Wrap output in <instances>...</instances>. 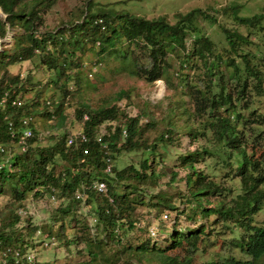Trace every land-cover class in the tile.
<instances>
[{
  "label": "trees",
  "instance_id": "trees-1",
  "mask_svg": "<svg viewBox=\"0 0 264 264\" xmlns=\"http://www.w3.org/2000/svg\"><path fill=\"white\" fill-rule=\"evenodd\" d=\"M54 1L0 0V11L6 14L2 18L0 13V38L14 31L11 44L4 39L0 42V192L9 185L11 194V200L0 208V264H264V224L254 220L264 208V147H258L255 141L263 132L257 131L254 140L250 139L245 123L264 124V55L260 46L264 45V5L259 13L237 18L260 35L259 39L263 35L259 41L250 38V32L220 25L225 43L218 47L200 33L192 12L170 22L163 15L92 10L91 0L69 9L73 19L43 30L42 26H47L44 11ZM139 41L151 60L149 66L137 71L128 50L129 42ZM168 52L178 60L179 74L187 67L194 68L193 76L181 79L190 106L179 97L174 105H166L160 116L162 130L152 140L144 130L154 127L158 118L144 109L135 114L128 112L119 101L129 98L132 89L121 88L107 105L79 101L70 123L79 120L88 140L67 145L66 138L74 131L64 127L68 119L63 112L64 100L53 99L54 105L48 109L49 100L40 107L30 98L24 100V93L32 88L29 75L23 77L10 69L18 62L38 57L58 75L57 79L64 76L58 85L65 99L72 92L66 81L72 78V72L73 76L78 71L83 73V58L90 54L96 57L95 65L105 55L113 54L122 63L128 61L126 66L136 69L147 82L163 78L169 87ZM75 78L78 83L79 76ZM57 79L53 81L57 83ZM84 83L91 82L86 79ZM42 108V114L54 118V122L46 124L50 129L39 136L33 114ZM7 116L13 121L11 127ZM26 116L33 118L27 124L33 134L21 150L18 140ZM192 118L198 124L191 123ZM105 122L106 126L100 128ZM177 129L185 130L192 138L205 139L192 149L174 154L179 158L176 165L185 169L180 179L186 190L168 188L179 177L175 168L166 186L159 183V178L167 175L159 165H164L165 147ZM98 134L107 148L96 140ZM6 145L16 152L5 154L1 147ZM140 147L142 159L138 165L120 167L114 163L122 149ZM202 161L204 166H197ZM109 162L108 172L105 167ZM94 178L104 179L107 190L90 189L88 185ZM76 188L82 192L81 197H75ZM39 190L60 195L65 203L35 223L24 214L25 198L27 192ZM176 196L191 207L189 211L181 210L186 219L198 224L184 231L175 228L167 243L159 246L153 241L156 230L145 222L140 208L158 213L176 210ZM73 208L80 215L68 217ZM226 233L232 234L234 245L247 257H220L215 253L202 259V252L215 245L218 235ZM46 238L48 243L61 242L64 252L54 254L50 260L30 261L28 251Z\"/></svg>",
  "mask_w": 264,
  "mask_h": 264
},
{
  "label": "rangeland",
  "instance_id": "rangeland-1",
  "mask_svg": "<svg viewBox=\"0 0 264 264\" xmlns=\"http://www.w3.org/2000/svg\"><path fill=\"white\" fill-rule=\"evenodd\" d=\"M84 0H56L51 6L47 7L44 11L43 17L47 26H42V29L55 28L57 25L66 23L67 19H73L74 16L69 14V9L77 6L80 2ZM86 3V1H85ZM264 5V0H91L90 7L92 10H112L113 12H122L129 14H139L146 17H154L158 15L166 16L170 22L177 21L182 14L189 12L193 13V21L197 22L198 28L201 34L209 36L213 42L218 46H222L225 43L224 33L220 27L226 26L229 28H236L242 33H249V37L259 41V36L255 35L252 28L239 23L237 18L252 16L259 13ZM2 13V11H0ZM191 13V14H192ZM209 17L207 16V14ZM213 16V18H211ZM19 33L22 30L18 29ZM13 30L7 31L6 36L3 38L5 42L12 43ZM261 34V32H260ZM193 37V35H192ZM1 39V38H0ZM261 46L262 55H264V45ZM1 49V43H0ZM128 55L132 56L135 61L134 67L139 70L140 67L150 65V57L147 54V49L143 45L142 41L139 42H129ZM87 55H85L86 57ZM99 61L97 65L93 62L96 57L91 54L86 58L85 67L83 73L78 71L76 76H79L80 81L76 82V76L71 74L72 78L66 81V85L71 93L62 98L61 88L58 83L64 81V76H59L52 70L47 68L44 63H41L38 57H32L31 59H26L18 62L11 66L13 72H20V75L25 77L29 75L30 78L28 83L32 88L26 90L24 93L25 98H30L37 102L36 106H42V102L47 100L50 103L43 104L46 109L51 108L54 103L53 99H63L64 100V114L68 116L67 122L65 124L66 129L71 131H80L81 124L79 120H75L70 123V120L74 117V108L81 100L90 102L93 106H103L110 104L114 101V97L119 89L124 88L130 90V97H123L120 99L119 104L128 110L131 114H135L138 109H144L148 111L152 116L158 118L156 125L154 127H148L144 130L145 135H147L148 140H152L155 134L160 130L164 124L163 120L160 119L161 112L166 105H174L175 100L179 97L185 100L189 105V100L187 95L183 92L185 88L181 85V79L188 75L193 76L194 68H186L185 71L179 74L178 60L174 59L171 53H167L168 59L171 61V67L169 69V87L166 86V82L163 78H159L155 83H149L141 75L136 73V69H132L126 66L128 61L123 63L114 57L113 54ZM78 70V68H76ZM177 72V73H176ZM187 72V73H185ZM196 77V75H195ZM57 79V83L53 81ZM89 79L90 84L84 83V80ZM94 81V82H92ZM41 88V90H38ZM168 96V97H166ZM161 99L160 103L153 104L152 102ZM150 101V103L148 102ZM263 103V102H262ZM121 106V107H122ZM190 106V105H189ZM264 104L261 105L263 108ZM45 108L42 110L34 111L33 116L35 117L36 123L38 124L39 136L45 133L47 129H50L46 124L54 122V118L51 119L47 115H43ZM40 111V112H37ZM175 118V116H174ZM112 121V120H109ZM143 121V126L144 122ZM179 122V121H178ZM191 123L198 124L194 118L191 119ZM248 125V130L250 139L256 137L257 131H262L263 135L259 139L255 140L258 147H264V124L257 125L256 123L245 122ZM106 122L101 125L100 128L106 126ZM251 124V125H250ZM144 128V127H143ZM162 130V129H161ZM255 130V133H252ZM202 137L192 138L185 130L177 129L174 132L173 139L168 142L166 148L167 154L165 156L164 165H159V168L166 171L167 175L161 176L159 178L160 186H166V181L170 177L171 169L175 168L178 170L177 181L172 183L168 188L172 189L174 187L186 190L184 181L180 179V176H184L185 169L178 167V156L175 153L184 152L187 149H192L195 146L205 142ZM254 142V141H253ZM16 152L15 148H12L7 155ZM142 159V148L133 149H122L119 151L115 158L114 163L118 166H125L128 164L138 165L139 161ZM213 164L215 161L210 160ZM197 166H204V162H199ZM11 200L10 187L9 185L3 186V191L0 192V208L4 207L6 203ZM174 202L177 204L176 210L164 209L161 212L151 211L147 212L144 207L140 209L143 210L146 217V223L149 227H154L156 234L153 235V241L159 246H163L167 243L172 231L175 228L181 230H186L187 227L196 226L198 223H193L192 220L186 219V214L182 213L181 210L189 211L191 207L185 205V202L181 201L177 196L174 197ZM65 201L60 195L58 197L53 194H49L46 191H29L26 193L25 205L26 213H22L31 216V221L39 223L45 220L51 209L64 204ZM166 213V215H164ZM72 215L79 216L80 213L76 209H72L68 213V217ZM254 220L258 224H264V208L258 211L254 215ZM232 234L226 233L225 235H218L216 243L214 246L207 247L204 252H202V259L208 256H213L218 253L220 257L235 256L237 258L247 257L240 248L234 245L232 241ZM36 242V240H34ZM61 242L55 240L54 243H48V239L43 241H38L35 243L34 248L28 251V259L32 262L36 261H46L53 259L55 255H61L64 252V247ZM18 251V250H16ZM55 254V255H54ZM19 258V256H17Z\"/></svg>",
  "mask_w": 264,
  "mask_h": 264
},
{
  "label": "built area",
  "instance_id": "built-area-1",
  "mask_svg": "<svg viewBox=\"0 0 264 264\" xmlns=\"http://www.w3.org/2000/svg\"><path fill=\"white\" fill-rule=\"evenodd\" d=\"M3 40V39H2ZM13 103H17V104H20L21 101L20 100H13ZM7 119H10L8 121V124L9 126H13V121L11 118H9L7 116ZM32 116H26L24 117V119H22V122L26 125L24 126L23 130H22V136L19 138L18 140V144L20 145V149L21 150H24L25 147L27 146V138L30 137L33 132H32V129L30 126H27V124H29L31 121H32ZM123 133L125 134V130H123ZM88 140V136L85 132H83L82 130L80 131H76V132H72L70 133L67 138H66V143L67 145H76L79 141H87ZM96 140H98L100 143H101V146L103 148H107V143L102 139V136L101 134H98L96 136ZM1 150L2 151H5V154H8V152L10 150H12V147L10 145H6V146H2L1 147ZM86 151V150H85ZM108 160H110V158L108 157ZM1 163H0V167H1ZM105 170L106 171H111V162H109L106 167H105ZM88 187L90 189H93L97 192H104L107 190V183L104 179H97V178H94L93 180L90 181ZM74 194H75V197H81L83 194L82 192L80 191L79 188H76L75 191H74ZM109 200L110 201H113V198L112 197H109ZM151 232L154 233V230L151 228ZM15 255L16 256H20V252L19 251H15ZM29 256V255H28ZM31 257V256H29Z\"/></svg>",
  "mask_w": 264,
  "mask_h": 264
},
{
  "label": "water",
  "instance_id": "water-1",
  "mask_svg": "<svg viewBox=\"0 0 264 264\" xmlns=\"http://www.w3.org/2000/svg\"><path fill=\"white\" fill-rule=\"evenodd\" d=\"M2 18H5L6 14L5 13H2L1 14ZM3 38L0 39V42L2 41Z\"/></svg>",
  "mask_w": 264,
  "mask_h": 264
}]
</instances>
